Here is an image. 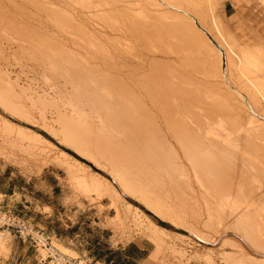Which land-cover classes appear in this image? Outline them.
Here are the masks:
<instances>
[{
    "label": "rangeland",
    "instance_id": "obj_1",
    "mask_svg": "<svg viewBox=\"0 0 264 264\" xmlns=\"http://www.w3.org/2000/svg\"><path fill=\"white\" fill-rule=\"evenodd\" d=\"M150 1L151 0H108L106 6H103L101 9H105L106 15L109 14L108 16H112V14L114 15L113 18H111L114 21L111 22L113 28H116L117 26L121 27L126 23L129 24L130 22L127 21V18L129 19L128 14H131V12H133V16H130H137L136 10L138 7H141L143 12L148 14V16L146 14L147 18H149H143L144 20H146V22L145 25L141 27V29H143L145 34L141 35L142 37L140 36V41H137L135 39L139 37L136 38V36L133 35L135 33H130L131 31L127 32L132 34H128L129 40L127 42L129 43V45L131 44V46L134 47L133 50H139L140 52H142V57L145 59V61L152 64L155 72L159 73L161 76H167H164L166 82H171V84L173 85L172 82H174L175 84V82L177 81L176 85L178 87L175 86L176 89L173 87L174 85L172 86L170 84V86L169 84H167L170 89L174 90V92L175 90L177 91L180 88L182 90L184 87H186L185 89L189 92L185 90V93L183 89L182 92L180 91L181 93L179 91V93H174L175 95H178V100L180 102L182 100V104H184L183 102L185 101L188 102L189 99L192 100L190 97H195L196 99L194 98V102L192 103H196L197 106H193V109H197L198 107L200 108L201 106H204V104L205 108H201L206 109L209 105L206 104V102L208 101L207 103H210V105L213 104L211 106L212 109H214L213 107L217 108L216 112H219L220 110L224 111V107L226 108L227 106H224L226 103L221 100V93H225L228 90V86H225L224 80L222 79V77H220L218 70H216L218 63L217 61H212V59L214 60L215 57L212 56L211 53L207 52L204 46H201V43L199 44V42L196 43V41H192V39H189L188 36L182 34V32L179 31L180 29L178 27H175L176 25L178 26V24H175V22L178 20L175 19L177 17L174 18V12H172L173 15L171 14V12L167 14V10L163 11V13L153 12L152 10H154V7L151 6ZM166 1L171 2V4H181V6L185 7L188 10H191L198 17L200 23L204 25V27H208L209 30L212 31V34H215V37L217 35L216 39H223L221 43L224 46V49L226 48V50L228 51L230 66L229 77H232L231 80H234L233 83H235L237 89L240 88L242 90L241 91L239 89L241 92L247 93L249 97H251L253 104L258 107V110L264 112V63L261 64L262 66L258 70L256 68H253V66L241 61L239 56V47L241 44H248L253 46L264 44V0H244V4L246 6H241L245 10L246 8H250L251 11L258 17L260 25L263 26V29L261 28V30H259L258 32H254L259 33L258 37H260L256 41L240 40V34L230 31L228 26H226L224 21L225 17H223V8L225 6V3L231 0ZM233 1L235 3H238L240 0ZM14 2L16 6L14 5ZM26 3V0H0V94L6 99L4 102L0 96V102L3 105V108L0 106V191L10 189V186L12 185L11 182L17 180L16 176H19L18 178L23 183L24 180L41 178L46 172H53L56 175L59 183L62 184L63 189L67 191L71 196H68V198H66L67 200L65 201V205H58L56 209V213L58 215L63 214L64 218L61 221L52 222L49 226L44 227L41 225H36L35 220L29 217L31 212L24 215L25 212L20 213L19 211H12L27 220L29 219V221L34 226L42 229L44 233L49 234L52 237L53 244L56 247L58 244L62 246L64 245L70 250H73L74 254H71V256L79 257L81 255L91 264L95 263L97 257L99 256L113 257V255L116 254V250L107 248V244L104 245V247L96 246L95 248L93 247L94 244H92V242L85 236L77 238L79 239L78 241L72 239L70 236L73 234L72 232H75L76 226H79V224L74 220V217H69L65 214L67 210L66 207L69 204L74 205L76 208H79L81 210H96L101 220H103V225L109 227V230L105 231L104 233V236L106 238H111L114 242L120 241L122 243H127L132 238H138L148 244V247L151 248L152 252L147 261L143 264H227L224 261V255L232 251L233 247L229 244H231L233 240H238V237L236 238L234 237V235H222L219 236L213 244H210L205 243L199 237L191 235V229L199 235L206 232V230H204L202 226V217L200 212L201 196H199L198 183H196L197 179L194 174L193 166H191V162L188 161L190 163L189 164L186 161L187 158L182 157L184 153L180 148L181 146H177L174 144L175 150L179 155V158L177 156L176 158L181 161L178 162L182 163L183 166L186 165L184 166V170L186 171V173L184 172L185 175H182L183 169H180L182 171V174L178 173L179 170H177V167H179L180 164L177 162L176 158L175 160L172 159L173 162H171L170 160H167V162L163 159L162 161L155 162L152 160H148L147 158L149 156H145L148 155V148H146V150L137 149V151H134L133 147H128V143V145L124 147L126 145L125 142H127V140L125 141V139L128 138L129 141L130 135L132 137L131 133H127L131 131H129V129H123L119 125L114 128V124L113 122H111L113 120L112 117H108L107 114L101 112L102 107L103 109L105 107V102H102L104 101L102 100L104 98L101 99V97H98L99 94H103L99 88L100 85L94 84L93 82L91 83L92 85H90L89 83L87 85L80 84V86L82 87V90L80 88L79 93L80 95L82 93L81 99L77 97L79 94L77 96L74 95L77 94V92H75L77 89L73 91L74 89L72 85H66L64 78V80L58 76L57 78H55V72L52 73L51 71L53 70L49 67L47 68L48 65L41 59V57L39 58L40 61L35 58L34 53H36L38 50L40 51L44 47L46 48L47 44L52 45L57 43V46L61 41L60 39L56 38L54 39L55 41L49 42L50 40L48 32L43 23V19H41V8H34L33 11ZM113 9L115 10V12L113 11ZM229 10L232 11L233 9ZM27 11H30V13H28ZM31 13L33 14L31 15ZM124 13H127V15H125ZM34 14H36L41 20L39 18H36L37 16ZM115 15L118 16V18ZM234 17H237V15H235ZM135 18H132L131 20L129 19V21H131L130 24H132L133 21L137 20ZM123 19H125L127 22ZM129 26L130 25H128V28ZM109 30L111 31L112 38L109 39L110 42L114 41L124 43L126 41V35L121 34V32L119 31L117 32V30ZM131 36L135 37L131 38ZM46 37H48V39H46ZM119 37H121L120 40ZM218 42L220 43V41ZM43 43H45V45ZM36 46L39 48H37ZM42 51H44V49ZM77 51L78 50H76V52ZM58 53L59 52L57 50L56 54ZM75 56H78L77 58H80V56H82V58L84 59V57H86L87 55H74V58ZM77 58L75 60H80ZM42 65L47 66L45 67ZM86 75H88V73ZM69 85H71V87ZM106 85V88L109 91L111 87H113L111 91H113L114 94V84L107 83ZM75 86L79 87V83L74 85V88ZM96 87H98V91H96ZM4 88L8 91H6ZM88 88L89 90H87ZM61 89L62 91L60 92ZM88 91L93 95H89L90 93ZM68 92H70V94ZM183 92L188 97L191 94L192 96L187 98V96L185 95L186 97H183L185 99L187 98L188 100H184V98L181 97V95H184ZM63 93H66V95H62ZM198 94L201 98H203L201 99V101H199L200 97L198 100ZM70 95H74V98L77 97V102L80 100L78 102L80 103V105H78L80 109L77 108V106L75 105L77 103L74 102V98L70 97ZM69 97L73 98V101ZM96 97L99 99H96ZM103 97L105 96L103 95ZM108 97L109 95L105 98L107 99ZM88 98L94 101V104L97 107V111L96 109H93L92 111L93 105L90 104L92 103V101ZM142 98L144 99V96L140 97L141 100ZM180 98L182 99L180 100ZM86 99L90 103H88V101L87 103H85L84 101H86ZM94 99H96L97 101ZM202 100L207 101L204 102ZM197 101L204 102V104L198 103ZM81 103L83 104V106L81 105ZM100 103H103V105H101ZM5 104L7 106H5ZM10 106L12 109H10ZM99 107H101L100 110ZM207 109L209 110V108ZM74 110L76 111L74 112ZM13 111L18 114H15ZM232 111L235 113L239 112L238 110L234 111V109ZM229 112L230 111H228V113ZM233 112H231L230 114H234ZM97 113L100 115H98ZM66 116L69 118H67ZM5 121L16 123L20 125V127L22 126V128L24 129H22L23 132L19 129H10V131H5L6 127L9 128ZM101 123L102 126L100 125ZM105 123L109 124L110 128H108L109 125H104ZM103 125L104 129H101ZM98 127L100 128L98 129ZM117 127L118 130L120 129L118 132H124L126 130V134H122L121 132L119 134L116 131ZM109 129L110 131H108ZM111 129H114V131H112ZM28 130L37 132L49 139L54 145V149L52 150L53 154L60 152V150H64L68 154L72 155L76 160L86 165L87 169L78 167L81 172L78 171L79 173H77L75 171L76 174H74L70 170H68L69 168H67V166L59 164L58 162H56V164L54 161H48L47 163V161L43 159L45 157L38 156L37 153L27 150L24 147V143L28 141V137L26 136L30 135L29 133H26L28 132ZM24 133L25 135H23ZM23 137H25V139ZM117 138L119 141L122 140V142L119 143V141L116 140ZM123 138L125 142H123ZM110 139H112L113 141L111 140L110 142ZM61 140H63V142ZM114 140L116 143H114ZM16 141L18 142V144ZM123 143H125V145ZM74 147H78V149L82 150L83 154H85L86 156L89 155V157L92 158H88V156L86 157L85 155L79 153L74 149ZM184 149L186 148L184 147ZM125 152H128L130 154L128 155V153ZM124 155H126V157ZM149 159L151 158L149 157ZM94 160H97L100 164L105 166L99 167L98 165H95ZM165 162H167V164H170L167 165L165 164ZM174 163H177L178 165L176 164L177 166H175L173 165ZM173 166H175L174 170H177L176 172L179 175L175 174V171L173 172ZM164 167H169V169L171 170L169 171V169H165ZM111 169H113L114 171H118L119 169V171L121 173L123 172L125 176L129 178L131 177V179L128 178L129 181H131L132 183L135 182V186L141 187V189H143V192L146 193V196H148L149 198L151 197L152 201L155 204L158 203V205H160L159 201H161V204L163 206H167L164 208V210H169L171 215L175 214L174 220H176V222H179L180 224L178 223L174 225L170 222V220H167L166 218H159L157 215L153 214L147 207H145L143 203H141L137 198H132V196L130 195H124L118 184L113 180L112 176H110ZM88 171L91 173L96 171L107 178L109 181H112V183L115 184V187L120 191V193H122L121 197L119 196L118 198H115L114 196H109L104 191L103 193L99 190V192L101 193L100 194L97 190L94 191L91 187H88L87 189L85 187L86 184L83 182V179L80 176H84L85 174L84 178L87 179L86 175L91 174L88 173ZM187 172L189 175H187ZM172 173L174 174L172 175ZM174 175L177 177L179 176L180 178H178L177 180V177H175ZM11 176H13L12 179L10 178ZM22 176L25 179H21ZM133 179H136L138 181H134ZM172 181L174 182V184ZM139 183L141 184V186ZM0 197H3V195H1ZM157 199L159 200L158 202ZM243 201L245 202V200ZM129 203L137 206L142 211L141 214H143V216L150 217L158 225L169 230V233L167 234L168 236H165V240H163V242L161 241L162 243L159 240L155 241L152 237H150V235H145L143 233L141 226L146 225L144 218L141 217V215L139 216V214H135L132 209H127ZM241 203L246 205V203L249 204L250 201ZM38 209L40 208L38 207ZM43 211H51V209L45 206ZM136 218L139 220H137ZM138 225L140 226V228ZM211 227H213V225ZM50 230H53V232L50 233ZM214 230L215 229H213V232L211 230L212 236L217 235ZM85 231L86 230H84V232ZM182 235L185 237H183ZM5 240L7 249H5L6 251L4 250V252H0V264H14L13 234L11 235L7 233V235L5 236ZM227 242L229 243L225 244ZM29 251V254L32 257L31 264H38V252L34 248ZM40 251L45 254L44 251ZM110 251H113V253L110 254Z\"/></svg>",
    "mask_w": 264,
    "mask_h": 264
},
{
    "label": "bare ground",
    "instance_id": "obj_2",
    "mask_svg": "<svg viewBox=\"0 0 264 264\" xmlns=\"http://www.w3.org/2000/svg\"><path fill=\"white\" fill-rule=\"evenodd\" d=\"M26 2V4H28L30 9H32L33 11L34 8H41V19H43V23L48 32L50 40L49 42L55 41L54 39L56 38L60 39L61 41L58 44L59 46L57 45L58 47L56 46V41V44H47L48 46L46 45V48H40V51L37 49L38 51L34 53L35 58L39 60V58L41 57V59L48 65L42 66H47V68L49 67L50 69H52L53 71L51 72H55V78H57V76L61 77L62 79L64 78L66 85H72L74 89L73 91L77 89L75 91L77 92V94H71L77 96L80 93V88L82 90L80 84L87 85L89 83L90 85H92L91 83L93 82L94 84L100 85L99 88L103 94H99L100 96L98 95V97H101V99L104 98L102 99L104 101H101L105 102V107L104 109L102 107L101 112L107 114L108 117H112L113 120L111 122H113L114 125H112L114 126V128L119 125L123 129H129V131H131L127 132L132 134V137L129 134V141L128 138H126L125 141L127 140V142H125V137L123 138V142L126 143V145L125 143H123L125 145L124 147L129 144L128 147H133L134 151H137V149L146 150V148H148V155H145L151 158L149 159L148 157V160L158 162L162 161L163 159L164 161L170 160L171 162H173L172 159L175 160L176 156H179L175 150L174 144L177 146H181L180 148L184 153V156L182 155V157L187 158V162H191V166H193L194 174L197 179L196 183H198L199 196H201L200 212L202 217V226L203 229L206 230V232L202 234L200 233L201 235H199L191 229V235L199 237L205 243L210 244H213L219 236L234 235V237H238V240H233L231 244H229L233 247V249L230 253H226V255H224L225 263L264 264V112L258 110V107L253 104L251 97H249L247 93L241 92L242 90L240 88L237 89L235 83H233L234 80H231L232 77H229L230 66L228 51L226 50V48L224 49V46L221 43L223 39H216L217 35L215 37V34H212V31H210L208 27H204V25L200 23L198 17L191 10L186 9L185 7L181 6V4H171V2H167L166 0H151V3L149 2L151 6L154 7V10H152L153 12L163 13V11L166 10L168 11L166 12L167 14L170 12L172 14V12H174V18H178H175L176 20H178L175 22V24H178V26H175V24L174 26L176 28L178 27L180 29L179 31L182 32V34L188 36L189 39H192V41H196V43L199 42V44L201 43V46L203 45L206 51L211 53L212 56L215 57L214 60L212 59V61H217L218 63L216 70H218L220 77H222V79L224 80L225 86H228V90L225 88L227 91L225 93H221V100L226 103H224L225 105H223L227 106L226 108L224 107V111L220 110L219 112H216L217 108L213 107L215 110L212 109L211 106L213 104L210 105V103H207V100L205 101H207V105H210L207 106L209 110L207 108L204 109L205 101L202 100L204 102H199L201 101V99H203L199 96V94L198 100L199 97L200 100L197 102L204 104V106H201L204 108L202 109L201 107H198L197 109L194 108V110L193 106H195L196 103H192L194 102L193 99L195 98L190 97L192 96V94L189 96L192 99H189V101L191 102L185 101L183 102L184 104L181 103V99L186 95V87L183 88L185 93L183 92L184 95H181L182 98H180V102L178 100V95H175L174 93L178 91L182 92L183 89L181 90L180 88L177 91L175 90V92L173 89H170L167 84L170 85L171 82L168 83V81L166 82L165 79V77L167 76L164 75V77L155 72L152 64L145 61V59L142 57V52H140L139 50H133L134 47L131 46V44L129 45V43L127 42L129 40L128 34L130 33H135L133 35H135L136 38L139 37L135 39L137 41H140L142 37L141 35L145 34L141 27L145 25L146 20L144 19L147 18L148 14L144 13L141 7H138L139 9L137 8V10L135 9L137 12V16L135 14L134 15L137 18L132 17L133 12H131V14H128L130 20L132 18L137 19L135 21L132 20V24H130L131 21H129V19L127 18V21L130 22L129 24L126 23L127 21L125 19H123L126 21V24L121 27L117 26L116 28H113L112 22L114 20H112L111 18H113L114 15L112 14V16H108V12V15H106L105 9H101L103 6H106L108 0H26ZM113 11L115 12L114 9ZM28 13H30V11ZM32 14L33 13H31V15ZM125 15H127V13ZM116 17L118 18V16ZM36 18L39 17L37 16ZM127 24L130 25L131 28L130 26L128 28ZM109 29L117 30V32L119 31L121 32V34L126 35V41L124 43L114 41L110 42L109 39L112 38L111 31ZM129 31L131 32L127 33ZM132 37L133 36H131V38ZM46 39H48V37H46ZM120 39L121 37H119V40ZM217 40L220 41V43ZM43 44L45 45V43ZM43 49L44 51H42ZM57 50L59 52L58 54H56ZM76 50L81 52H76ZM74 55H87V58L84 57L83 59L82 56H80V58H77L78 56H75L74 58ZM239 56L241 61L259 70V68H261L262 66L261 64L264 63V44H258L257 46L241 44L239 47ZM76 58L80 60H75ZM85 72H87L88 75H86L87 73ZM176 82L175 84L174 82H172L174 86L171 84L175 89V86H177ZM78 83L79 87L75 86L74 88V85ZM107 83L114 84V94L113 91H111L113 87H111L110 91L106 88ZM71 85L69 86L71 87ZM89 88L87 90H89ZM97 89L98 87H96V91H98ZM61 91L62 89L60 90V92ZM70 92L68 93L70 94ZM64 94L66 95V93H63L62 95ZM74 95H70V97L74 98ZM89 95L92 96L93 94L90 93ZM103 95L105 97L109 95L110 98L108 97L107 100L105 97H103ZM0 96L5 102L6 99L4 98V96H2L1 94ZM142 96H144V99L142 98L141 100L140 97ZM77 97L82 99V93ZM77 97L74 98V102L77 103L75 105L78 109H80V107H78V105H80V103H78L80 100L77 102ZM189 97L187 96V98ZM73 98L70 99H72L73 101ZM88 99L91 100L90 98ZM96 99L99 98L96 97ZM186 99L184 98V100ZM87 101L88 100L86 99V101L84 102L87 103ZM88 103L90 102L88 101ZM90 104L94 106V108L92 106V111L93 109H96L97 111V107L94 104V101H92V103ZM100 104L103 105V103ZM81 105L83 106L82 103ZM0 106L3 108L1 102ZM5 106L7 105L5 104ZM10 109H12L11 106ZM100 109L101 107H99V110ZM233 109L234 111L238 110L239 112L235 113L232 111ZM75 111L76 110H74V112ZM228 111L230 112L228 113ZM231 112H233L234 114H230ZM14 113L18 114L16 112ZM5 122L9 126V128H5L6 130L4 129L5 131H10V129H19L22 131L23 129L22 126L20 127V125L16 123H10L7 121ZM100 125L102 126V123ZM104 125L107 126L109 124L105 123ZM104 125L101 129H104ZM99 128L100 127H98V129ZM108 128H110V125ZM116 129L115 130L117 132L120 130H118V127ZM108 131H110V129ZM112 131H114V129ZM125 131L120 132L122 134H126ZM120 132L118 133L120 134ZM26 133H29L30 135L26 136L28 137V141L24 143V147L27 150L37 153L38 156L45 157L43 159L46 160L47 163L48 161H54L55 163L58 162L59 164L67 166V168H69L68 170H70L74 174H76V172H81L78 167L87 169L86 165L76 160L72 155L68 154L64 150H60V152L53 154L52 150L54 149V145L45 136L31 130H28V132ZM23 135H25V133ZM23 138L25 139V137ZM118 138L116 139L117 141H119ZM63 140L61 141L63 142ZM111 140L112 139H110V142ZM120 142H122V140L119 141V143ZM114 143H116L115 140ZM184 147L186 149H184ZM74 149L83 154L82 150L78 149V147H74ZM129 154L130 153H128V155ZM87 156L88 158H92L89 157V155ZM124 156L126 157V155ZM176 160L177 162L179 161V159L177 158ZM94 161V164L98 165L99 167L105 166L100 164L97 160ZM167 162H165V164H167ZM176 164L174 163L173 165L177 166L178 164ZM179 164V167H177V170H179L178 173H183L182 175H185L184 172L186 173V171L184 170V166L186 165L183 166L182 163ZM175 166H173L174 168L171 167L173 169V172L175 171ZM169 167L164 168L169 169ZM113 169H111L110 176H112L113 180L118 184L124 195H130L132 196V198H137L141 203H143L145 207H147L153 214L157 215L159 218H166L167 220H170V222L174 225L179 223L174 220L175 214L171 215L169 210H164V208L167 206H163L161 204V201L157 199V202L159 201L161 206L158 205L157 202V204H155L152 201L151 197L149 198L148 196H146V193L143 192V189H141V187L135 186V182L132 183L131 181H129V177L125 176L123 172L121 173L119 169L118 171H114ZM180 169H183V172ZM170 170L171 169H169V171ZM176 171L174 173L178 174ZM88 173L91 172L88 171ZM174 173H172V175ZM187 175H189L188 172ZM80 177L86 184L85 187L87 189L88 187H91L94 191H104L107 195L114 196L115 198H118L119 196L121 197L122 195V193H120V191L115 187V184L112 183V181H109L107 178L96 171L91 174H87V179L84 178L85 174L84 176ZM178 178L180 177L178 176L176 179L178 180ZM129 179H131V177ZM136 179L133 180L138 181ZM243 200H245V202L250 201V203H246V205H244L241 203H245ZM129 208L132 209L135 214H139V216L141 215V217L144 218L146 225H143L141 227L145 235H150V237H152L155 241L159 240L160 242H163V240H165V236L169 233V230L158 225L150 217L143 216V214H141L142 211L134 204L129 203L127 209ZM212 225L213 227H211ZM213 229H215L214 232L217 233L216 236L211 235ZM7 233L8 231H0V252H4V250L7 249L5 243V236L7 235ZM228 243L229 242L225 244ZM57 248L58 250L66 254H74L73 250H70L64 245L62 246L58 244Z\"/></svg>",
    "mask_w": 264,
    "mask_h": 264
},
{
    "label": "crops",
    "instance_id": "obj_3",
    "mask_svg": "<svg viewBox=\"0 0 264 264\" xmlns=\"http://www.w3.org/2000/svg\"><path fill=\"white\" fill-rule=\"evenodd\" d=\"M241 6H246L244 0H240L238 3L233 0L225 3L223 8L225 24L230 31L240 34V40L256 41L260 37L257 35L259 33L254 32H258L261 28L263 29V26L260 25L258 17L250 8L245 10ZM229 9L233 10L230 11ZM235 15L237 17H234ZM16 177L17 180L11 182L10 189L0 191V196L3 195V197H0V205L2 207L19 211L20 213L25 212L24 215L31 212L29 217L35 220L36 225L44 227L64 218L63 214L58 215L56 213V209L58 205H65L66 198L71 195L63 189L62 184L59 183L53 172H46L41 178L24 180L23 183L18 178L19 176ZM10 178L12 179L13 176ZM21 179L25 178L22 176ZM45 206L49 207L51 211H43ZM66 209L65 214L69 217H74V220L79 224V226H76L75 232H72L73 234L70 236L72 239L78 241L79 239L77 238L85 236L94 244L93 247L95 248L96 246L104 247L107 244V248L116 250V254L110 260H108V256H99L96 261L99 260L103 264H143L147 261L152 251L143 240L132 238L127 243L114 242L111 238L104 236L105 231H108L109 227L103 225V220H101L96 210H81L70 204L67 205ZM84 230L86 231L84 232ZM51 232L53 230H50ZM32 248L34 247L30 241H23L13 235L14 264H31L32 257L29 254V250H32Z\"/></svg>",
    "mask_w": 264,
    "mask_h": 264
},
{
    "label": "built area",
    "instance_id": "obj_4",
    "mask_svg": "<svg viewBox=\"0 0 264 264\" xmlns=\"http://www.w3.org/2000/svg\"><path fill=\"white\" fill-rule=\"evenodd\" d=\"M0 231H8L23 241L31 242L38 252V264H91L81 255L73 257L66 254L53 244L52 237L34 226L29 219H25L14 211L5 209L0 205ZM40 250L44 251L43 254ZM93 264H103L99 260ZM106 264V263H104Z\"/></svg>",
    "mask_w": 264,
    "mask_h": 264
},
{
    "label": "trees",
    "instance_id": "obj_5",
    "mask_svg": "<svg viewBox=\"0 0 264 264\" xmlns=\"http://www.w3.org/2000/svg\"><path fill=\"white\" fill-rule=\"evenodd\" d=\"M100 253V252H99ZM113 253V251H110V254H112ZM108 258V260H110L111 259V256L110 257H107Z\"/></svg>",
    "mask_w": 264,
    "mask_h": 264
}]
</instances>
